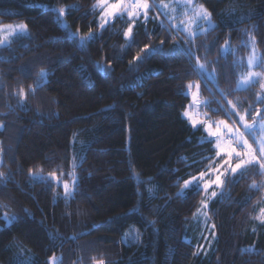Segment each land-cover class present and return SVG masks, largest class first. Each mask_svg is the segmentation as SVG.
Listing matches in <instances>:
<instances>
[{"label": "trees", "instance_id": "1", "mask_svg": "<svg viewBox=\"0 0 264 264\" xmlns=\"http://www.w3.org/2000/svg\"><path fill=\"white\" fill-rule=\"evenodd\" d=\"M197 2L213 29L186 44L154 7L146 23L136 19L128 47V16L101 33L97 0H0V23L29 30L0 47V264H264V175L249 168L222 187L185 190L202 171L213 179L222 157L183 115L191 90L212 122L243 133L227 114L233 105L245 123L264 122V0ZM89 28L99 35L81 48ZM253 46L260 63L250 68ZM249 71L261 76L241 87ZM261 136L257 127L244 138L256 148ZM205 200L203 231L195 217Z\"/></svg>", "mask_w": 264, "mask_h": 264}, {"label": "snow or ice", "instance_id": "2", "mask_svg": "<svg viewBox=\"0 0 264 264\" xmlns=\"http://www.w3.org/2000/svg\"><path fill=\"white\" fill-rule=\"evenodd\" d=\"M183 6L189 7L192 6V0H183ZM69 8L75 7L74 5H69ZM159 7L162 9H167L169 5H160L157 6L155 4L150 5L148 3V0H128V2H125V0H116L115 3H108V0H97V3L94 5L93 10L96 8H101V15L99 20L97 21V26L100 29V32L103 33L108 27L112 25L113 20L117 18H122L125 14L128 16L131 23L129 24L127 30L124 32V37L129 41L128 47H131L133 43H135L134 39L132 38V26L135 23L136 19H138L141 14L144 16L145 23L149 19L148 17V11L151 8ZM175 9H173L174 11ZM53 11L58 13V18L63 17L65 15L66 9L64 7H61L59 9H53ZM193 11V17L188 22L191 25H194L196 29H198L200 32H205L208 29H204L200 21H204L208 24L209 28H214L215 25L212 24L211 21V13L207 11L206 8H204L203 5H199V7H192ZM162 14L167 15V12H163ZM187 15V13H185ZM67 27V25H65ZM27 25L20 24L16 26L12 25H0V32H8L11 35H23L26 33ZM184 31L188 33L189 39L185 42L191 43L192 38L195 37L196 31L192 30L188 27V25H185ZM79 32V29H77V33ZM77 33H71L69 32V37L76 38ZM99 34L94 33L91 28H89V32L86 34V36L79 37V47L83 48L86 43L89 41H92L97 38ZM254 39V38H253ZM6 42H10L8 40V37L0 38V44H4ZM161 46L164 44V41L160 42ZM226 47L222 49L223 51H230L231 49L227 47L228 42H225ZM177 48H182L181 45L177 44ZM149 48L148 45H145V49H142L141 51H146ZM174 49L173 51H175ZM188 57H192L194 53L192 52L191 48L184 47L182 49ZM134 59H141V57L137 56L134 57ZM199 58H197L198 61ZM260 63L259 59L256 56L255 48L253 46V53L248 58V65L251 68L253 65H256ZM198 67L201 71L204 70V65L198 63ZM43 76L46 77L47 73H42ZM261 76L260 73H254L249 71L246 75V77L242 78L241 84L244 86L251 85L256 82L255 78ZM189 88L192 87V85L188 86ZM198 87V85H197ZM261 87L264 88V84H261ZM18 95L21 97V101L24 96V92L21 89V91L18 93ZM258 99H260L258 97ZM229 104H231V101H228ZM235 105L232 106L231 110L227 111V114L231 117L232 115L239 116V122L243 124L244 129L249 134L253 135L255 137V132L257 127L259 130L264 133V122L256 124H247L244 123L245 116L239 115L238 112L235 111ZM185 117H188L189 114L187 111L183 113ZM191 120V118L189 117ZM254 121L256 117L252 118ZM213 123H215V131H212ZM235 123V121H234ZM223 125V128L221 127ZM191 127L193 130H198L199 127H203L204 131L207 133V135L203 138L207 142H212V140H215L214 143V150L216 153V158H223L220 161V164H217L215 169H212L211 166L209 167V172H211L212 175L215 176V179H208L204 180V177L208 174L205 171H202L199 173V177H192L191 180L184 181V189H194L196 192L204 191L207 192L210 188L213 186L216 187H222L224 184V180L222 177H226L227 174H230L233 177V182H236V177H243V175L249 170V168H258L259 174L264 175V136H261L259 139H254V143L258 146L254 148L252 144H249L248 140L244 138V133L239 132V130H233L226 122L220 121V122H197L195 120H191ZM227 137V139H225ZM239 148V150H238ZM212 159V158H208ZM233 161H235V166H233ZM221 169H223L221 171ZM72 175V185L70 188V185L68 182L63 183V188L65 190V197H69L73 194L71 189H74L77 183V180L73 174ZM51 176L55 178V173H52ZM4 177V173L0 172V178ZM203 181V183H201ZM57 183H59L57 181ZM252 188L260 187L255 182L251 185ZM183 194V192L181 193ZM218 194L216 191L211 192V197H216ZM201 205L203 208H207V201H201ZM262 224H264V207L260 208V214L256 217ZM5 220H8V217L4 218ZM134 238H138V235ZM51 264H57L55 257L50 258ZM19 264H26V262H19ZM99 264H103V261H100Z\"/></svg>", "mask_w": 264, "mask_h": 264}, {"label": "rangeland", "instance_id": "3", "mask_svg": "<svg viewBox=\"0 0 264 264\" xmlns=\"http://www.w3.org/2000/svg\"><path fill=\"white\" fill-rule=\"evenodd\" d=\"M115 2H116V0H108L109 4L115 3ZM125 2H128V0H125ZM148 3L150 4L149 1H148ZM160 5H169V7L167 9H162V8H159V7H157V8H158V10L161 13H163V12H167L168 13L167 15H164V14L163 15L165 16V19L167 20V22H169V24L177 31H182V32H184L185 34L188 35V33L184 31L185 25H188L189 28H191L192 30L196 31V35L195 36H197L199 34H204V33L208 32L209 30L213 29V28H209L208 24L205 23L204 21H200L199 23L201 24V26L204 29H208L205 32H200L198 29L195 28L194 25H191V24L188 23L193 17L192 7H199V5H201V4H199L197 2V0H192V6H189V7H184L183 6V0H168V1L157 2V6H160ZM204 8H206V7H204ZM173 9H175V10L173 11ZM185 13H187V15H185ZM211 21H212V24L216 26L212 15H211ZM20 24H23V23H4V24L0 23V25H4V26H7V25L16 26V25H20ZM28 34H29L28 27L26 29V33L23 34V35H11L10 33L6 32V31L0 32V38L8 37V40L10 41V42H6L4 44H0V47L7 46L14 39H16L18 37L27 36ZM244 77H246V74L243 75V78ZM240 82H241V80H240ZM240 86L241 87H246V86H244L242 84H240ZM187 93L192 98V102L190 103V105L188 106V109L186 110L188 112L189 116L188 117L184 116L185 119L190 123V125H191V120H195L197 122L204 121L205 123L208 122L209 121L207 119L208 115L202 109L201 101L199 100V98L197 96H195L193 94V91H191V90H188ZM189 117L191 118V120L189 119ZM214 124L215 123H213L212 131H215ZM2 128H3V126L0 123V130ZM231 128L234 131L238 130V129H235L234 127H231ZM242 130H243V133H244V136H245V134H246L245 129H242ZM225 139H227V137ZM214 142H215V140H214ZM248 142H250V141H248ZM238 150H239V148H238ZM222 158H223V156H222ZM222 170L223 169H221V171ZM205 177L208 178L209 175H206ZM213 179H215V177ZM213 187H216V186H213ZM212 191H216L217 192V190L213 188L208 193V196L211 195ZM262 207H264V205ZM195 218H196L195 219V223H197L199 225H202V229L204 231L205 226L207 225V222H208V215H207L206 209L202 207ZM187 240H188V238H187ZM189 241L191 242L190 239H189ZM214 241H215L214 237H209L208 244H207V250L205 251V256H210L209 255L211 253L210 251L214 247ZM203 247L205 248V245H203ZM97 264H99V263H97Z\"/></svg>", "mask_w": 264, "mask_h": 264}]
</instances>
